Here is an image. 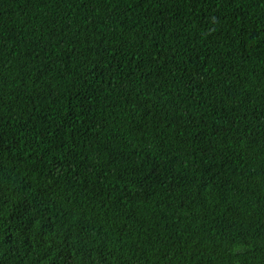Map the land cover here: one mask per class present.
<instances>
[{"label":"trees","instance_id":"16d2710c","mask_svg":"<svg viewBox=\"0 0 264 264\" xmlns=\"http://www.w3.org/2000/svg\"><path fill=\"white\" fill-rule=\"evenodd\" d=\"M0 264H264V0H0Z\"/></svg>","mask_w":264,"mask_h":264}]
</instances>
